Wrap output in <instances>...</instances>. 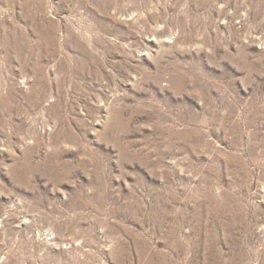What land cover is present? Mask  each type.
<instances>
[{
	"label": "rangeland",
	"instance_id": "obj_1",
	"mask_svg": "<svg viewBox=\"0 0 264 264\" xmlns=\"http://www.w3.org/2000/svg\"><path fill=\"white\" fill-rule=\"evenodd\" d=\"M0 264H264V0H0Z\"/></svg>",
	"mask_w": 264,
	"mask_h": 264
}]
</instances>
